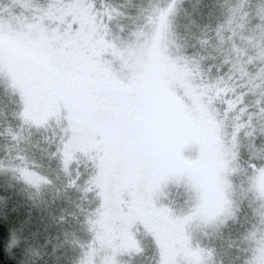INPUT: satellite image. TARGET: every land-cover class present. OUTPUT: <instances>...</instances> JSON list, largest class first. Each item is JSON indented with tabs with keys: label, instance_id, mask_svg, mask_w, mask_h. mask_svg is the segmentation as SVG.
I'll return each mask as SVG.
<instances>
[{
	"label": "snow or ice",
	"instance_id": "6c2138e0",
	"mask_svg": "<svg viewBox=\"0 0 264 264\" xmlns=\"http://www.w3.org/2000/svg\"><path fill=\"white\" fill-rule=\"evenodd\" d=\"M0 264H264V0H0Z\"/></svg>",
	"mask_w": 264,
	"mask_h": 264
},
{
	"label": "trees",
	"instance_id": "16d2710c",
	"mask_svg": "<svg viewBox=\"0 0 264 264\" xmlns=\"http://www.w3.org/2000/svg\"><path fill=\"white\" fill-rule=\"evenodd\" d=\"M5 259H7V257H5Z\"/></svg>",
	"mask_w": 264,
	"mask_h": 264
}]
</instances>
